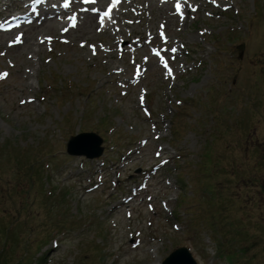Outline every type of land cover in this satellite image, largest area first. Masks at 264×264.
I'll return each mask as SVG.
<instances>
[{"label": "rangeland", "instance_id": "1", "mask_svg": "<svg viewBox=\"0 0 264 264\" xmlns=\"http://www.w3.org/2000/svg\"><path fill=\"white\" fill-rule=\"evenodd\" d=\"M195 1L179 23L154 0L114 19L141 40L165 24L185 47L172 76L138 72L148 47L109 53L118 37L95 23L0 43V264H161L179 246L228 264L217 242L264 264V0ZM23 4L0 0V18ZM82 131L100 157L66 152Z\"/></svg>", "mask_w": 264, "mask_h": 264}, {"label": "water", "instance_id": "2", "mask_svg": "<svg viewBox=\"0 0 264 264\" xmlns=\"http://www.w3.org/2000/svg\"><path fill=\"white\" fill-rule=\"evenodd\" d=\"M101 138L92 132L71 136L67 142V152L73 155H85L89 158L101 154ZM163 264H196L188 250L184 247L171 252Z\"/></svg>", "mask_w": 264, "mask_h": 264}, {"label": "bare ground", "instance_id": "3", "mask_svg": "<svg viewBox=\"0 0 264 264\" xmlns=\"http://www.w3.org/2000/svg\"><path fill=\"white\" fill-rule=\"evenodd\" d=\"M101 1L102 0H96V3H99ZM124 10H121V11L123 12ZM167 10H168V6L167 5L160 6L159 13L160 14H164V13H166ZM96 17H97L96 15L94 16V15H92L90 13H81V14H79V17H78V21L80 22V23H78V25H79L78 28H80L79 31L80 32H83V33L93 34L92 30H93L94 23L96 25L97 21H99L98 18L96 19ZM112 18H114V16H111L106 23L108 24V22ZM170 19L171 20H174L175 17L172 16V15H170ZM53 24H55L54 19H48V20L44 21L42 28H39L38 26L27 27L26 28V33L27 34L25 36L24 45H26L29 42V40L32 38V35L29 34V31L28 30L34 31V32L35 31H39V30H49V27L52 26ZM107 28L108 29L110 28V24L107 25ZM76 32H77V29H75V30L74 29H71L70 30V33H73L71 35H75V37H77V35H76L77 33ZM116 32H118V34L120 35L119 38L126 37L123 34L122 31L115 30L114 33L117 34ZM17 47H20V45L17 46ZM109 50L110 51H115V49H114V43H111V46H110Z\"/></svg>", "mask_w": 264, "mask_h": 264}, {"label": "trees", "instance_id": "4", "mask_svg": "<svg viewBox=\"0 0 264 264\" xmlns=\"http://www.w3.org/2000/svg\"><path fill=\"white\" fill-rule=\"evenodd\" d=\"M234 240V238L232 237L231 238V242ZM227 254H225V251L223 250V248L221 247V245L219 244V247H218V255H225V256H227L228 257V259H229V261L232 263V264H234V261H236L235 260V255L234 254H236L235 252H232V253H230L229 254V252H226Z\"/></svg>", "mask_w": 264, "mask_h": 264}, {"label": "snow or ice", "instance_id": "5", "mask_svg": "<svg viewBox=\"0 0 264 264\" xmlns=\"http://www.w3.org/2000/svg\"><path fill=\"white\" fill-rule=\"evenodd\" d=\"M104 15L107 16V15H109V13L108 12H105ZM6 75H7L6 73L5 74H0V78H2V76H6Z\"/></svg>", "mask_w": 264, "mask_h": 264}]
</instances>
